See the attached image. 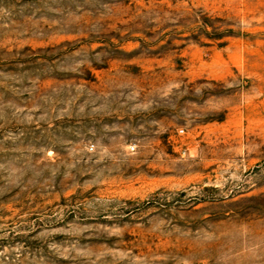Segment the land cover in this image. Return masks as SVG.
<instances>
[{"label":"rangeland","instance_id":"rangeland-1","mask_svg":"<svg viewBox=\"0 0 264 264\" xmlns=\"http://www.w3.org/2000/svg\"><path fill=\"white\" fill-rule=\"evenodd\" d=\"M0 264H264V0H0Z\"/></svg>","mask_w":264,"mask_h":264}]
</instances>
